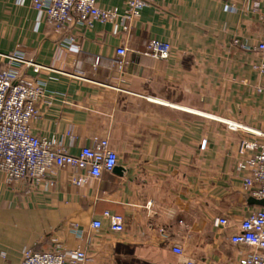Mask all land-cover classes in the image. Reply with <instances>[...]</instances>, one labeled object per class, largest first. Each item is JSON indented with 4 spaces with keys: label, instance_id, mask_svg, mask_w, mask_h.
Segmentation results:
<instances>
[{
    "label": "crops",
    "instance_id": "1",
    "mask_svg": "<svg viewBox=\"0 0 264 264\" xmlns=\"http://www.w3.org/2000/svg\"><path fill=\"white\" fill-rule=\"evenodd\" d=\"M97 2L125 8V0ZM152 38L171 43L170 57L145 53ZM261 38L264 0H154L127 32L95 22L63 33L30 0H0V53L51 67L37 75L58 93L37 103L34 131L74 139L70 153L106 137L120 169L80 186L60 170L48 191L0 175V264H18L24 248L47 249L53 238L86 247L87 264H183L174 242L196 264H237V247L213 222L256 206L236 164L241 140L264 131V93L255 90L263 77L253 68ZM105 210L122 215V232L108 229Z\"/></svg>",
    "mask_w": 264,
    "mask_h": 264
},
{
    "label": "built area",
    "instance_id": "2",
    "mask_svg": "<svg viewBox=\"0 0 264 264\" xmlns=\"http://www.w3.org/2000/svg\"><path fill=\"white\" fill-rule=\"evenodd\" d=\"M154 0H125V8L101 7L97 0H30L42 20L51 23L57 33H63L67 25L91 28L95 22L112 23L114 29L127 32L140 12L150 7ZM236 41V40H235ZM73 38L65 36L63 44L76 48ZM259 60L253 68L263 78L255 86L256 92L264 93V38L253 46ZM170 42L157 38L148 41L145 53L156 58L167 59L172 53ZM126 49L116 50L123 55ZM122 60H119V64ZM24 67H31L34 76H27ZM51 67L26 59L15 50L0 53V175L6 182L27 181L29 189L48 191L55 183L60 170H70L71 184L80 186L99 179L104 171H111L117 165L118 154L106 137L93 136L88 144L79 147L77 153H70L68 143L55 137L40 136L34 131V122L40 117L39 101L50 103L58 94L46 88V79L37 75ZM236 128V125H230ZM70 136V132H67ZM256 139L241 140L237 150L236 170L241 187L247 197L264 198V131L254 132ZM205 146V140L200 147ZM102 215L109 219L108 229L122 232V215L108 210ZM225 238L237 247V264H264V205L249 209L238 221L225 216L214 219ZM100 219H93L90 227L98 230ZM88 243L89 239H88ZM171 252L183 264H196L180 243L170 245ZM90 259L86 247L68 248L53 238L50 246L43 250L24 248L18 264H87Z\"/></svg>",
    "mask_w": 264,
    "mask_h": 264
},
{
    "label": "water",
    "instance_id": "3",
    "mask_svg": "<svg viewBox=\"0 0 264 264\" xmlns=\"http://www.w3.org/2000/svg\"><path fill=\"white\" fill-rule=\"evenodd\" d=\"M113 170L119 171V167L115 166ZM248 203L254 204V205H264V198L262 199H256L254 197L249 196L247 199Z\"/></svg>",
    "mask_w": 264,
    "mask_h": 264
}]
</instances>
